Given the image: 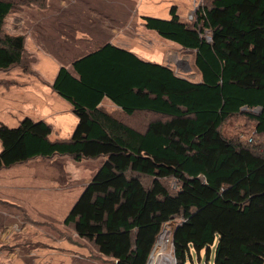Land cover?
I'll return each mask as SVG.
<instances>
[{
  "label": "trees",
  "instance_id": "16d2710c",
  "mask_svg": "<svg viewBox=\"0 0 264 264\" xmlns=\"http://www.w3.org/2000/svg\"><path fill=\"white\" fill-rule=\"evenodd\" d=\"M18 1L33 2L0 0V69L25 62V35L1 34ZM169 11V18L141 19L195 51L200 80L106 42L76 58L73 70L61 66L52 84L79 118L70 138L53 140L46 120L1 123L0 169L36 157H106L64 224L116 264H147L176 216V264H189L193 250L209 255L216 241L214 264H264V154L222 131L243 112L264 133V0H211L194 22L181 18L177 4ZM104 96L126 114L148 109L168 117L141 131L101 106ZM167 179L178 181L176 191Z\"/></svg>",
  "mask_w": 264,
  "mask_h": 264
},
{
  "label": "rangeland",
  "instance_id": "374dc122",
  "mask_svg": "<svg viewBox=\"0 0 264 264\" xmlns=\"http://www.w3.org/2000/svg\"><path fill=\"white\" fill-rule=\"evenodd\" d=\"M41 1L16 2L1 30V34L26 37L25 62L0 69V123L10 126H16L26 115L40 118L43 108L51 109L55 102L53 74L61 64L70 65L73 59L108 40L135 46L148 39L152 32L144 26L142 14L169 18L170 6L177 4L181 18L194 22L199 8L211 2L144 0L140 8L131 0H46L44 6ZM91 37L95 41L89 42ZM162 48L157 41L150 53L155 55V49ZM166 48L181 56L186 54L192 69H196L194 50L176 44ZM63 115L61 129L53 122V140L70 138L77 124L73 112ZM255 124L253 118L241 112L229 117L222 131L246 144L247 137L254 135ZM66 126H72L70 135ZM250 146L264 154V133L255 134ZM104 160V156L77 161L70 155H55L0 169V264H115L112 257L79 237L72 225L64 224V218ZM143 180L148 182L147 177ZM166 182L173 191L178 189L175 179ZM181 219L176 216L163 225L147 264H176L173 231ZM216 242L209 255L206 249L200 254L193 250V260L188 263L214 264Z\"/></svg>",
  "mask_w": 264,
  "mask_h": 264
},
{
  "label": "crops",
  "instance_id": "0c3cea01",
  "mask_svg": "<svg viewBox=\"0 0 264 264\" xmlns=\"http://www.w3.org/2000/svg\"><path fill=\"white\" fill-rule=\"evenodd\" d=\"M104 1H106V0H104ZM116 1H118V0H107V2H116ZM121 1L122 0H120L119 2H121ZM131 1L132 2H138L140 8L142 7V5H144V0H131ZM185 1L189 2V0H185ZM98 2H101V1L98 0ZM179 8H180V6H179ZM169 16H171L170 15V11H169ZM147 30H149L150 32H152L150 36L148 35L149 38L148 39H145V41L137 42V44L135 46L129 45V44L117 43V42H115L113 40H108L106 42H111V43L115 44L118 47L131 50L132 52H134L135 54H137L140 58H142L144 60L151 61V62H155V63H159V64L168 65L177 74H179L181 76H184L186 78L188 77L189 79H193L195 76H197V79L196 80H200L201 75H200V73L198 71L193 70V72L195 73L194 76H192V74L185 73L184 71H182L187 66L185 61L186 60L189 61V59L187 58L188 56L186 54H182V56H181L180 54H177V51L176 50L175 51H169V50H167V48L165 49V47H172L173 44L175 45L176 43H174V42H172L170 40L167 41L168 39L167 40H164V39H166L164 37H162L164 39L159 38V36L156 34L157 32L155 33L154 30H150V29H147ZM89 39H90L89 42L90 41H95V38H92L91 37ZM157 41H160L163 44V48L161 49V51H157L155 49V53H157V54L154 55V54H151L150 53V50H151L150 48ZM106 42H104V43H106ZM176 45H178V44H176ZM178 46H180V45H178ZM96 48H94L93 50H95ZM93 50H90V51L86 52L85 54L80 55L79 57H81L83 55H86V54H88L89 52H91ZM158 56H161V57H158ZM79 57H77V58H79ZM75 59H73L72 62ZM72 62L70 63V65L61 64L58 67V69L53 74L52 84H53V82H54V80H55V78H56V76L58 74V71H59V69H60L61 66H66V67H69V68H71L73 70V68H72ZM176 63H179V67L176 66ZM189 76H191V77H189ZM51 88H52L51 90H52V92L54 94V99L53 100L55 101L54 102V105H52L51 109L46 110V108H43L42 109L43 110L42 111V115L43 116L40 117V118H37V119H34L33 117H31L29 115H26L23 118H25V117H31L34 120H46L47 122H49L52 125L53 128H54V124H53V122H54V123H57V128L58 129H61V125H62L61 124V119L64 118L63 113L73 112V114L77 118V124H78L79 118H78V116L75 114V112L73 110V104L67 98H65L64 96H62L59 92L55 91L53 89V87H51ZM100 105L103 106L104 108H106V110L109 111L110 113L115 114V115H118V117H120L127 124L135 127L138 130H141V131L146 130L148 128L150 122H152L154 120H159V119H167V117H168L165 114H162L160 112H156V111H153V110H148V109L136 110L132 114H126L122 110V108L120 106H118L115 102H113L108 96H104L103 97ZM54 110H56V111H55V114L53 115V111ZM20 121L16 124V126L20 123ZM2 123L6 124L5 122H2ZM255 123H256V121H255ZM77 124H76V126H77ZM7 125H9V124H7ZM76 126H75V128H76ZM66 128L68 130V134L70 135V133H71L70 131L72 129V126H66ZM74 129L72 130V133H73ZM1 150H2V143H1V149H0V151ZM105 159H106V157H105ZM94 174H93V176H94Z\"/></svg>",
  "mask_w": 264,
  "mask_h": 264
},
{
  "label": "water",
  "instance_id": "95a60500",
  "mask_svg": "<svg viewBox=\"0 0 264 264\" xmlns=\"http://www.w3.org/2000/svg\"><path fill=\"white\" fill-rule=\"evenodd\" d=\"M186 65L187 66L182 71H184L185 73L192 74V76H194L195 73L193 72V69H192L193 67H192V65L190 64V62L188 60L186 62ZM176 66L179 67V63H176ZM189 77H191V76H189ZM176 226H177V224H176ZM176 226L174 227V230H175ZM114 262H115V264L117 263L116 260H114ZM175 262H176V260H175Z\"/></svg>",
  "mask_w": 264,
  "mask_h": 264
},
{
  "label": "built area",
  "instance_id": "2783aa9c",
  "mask_svg": "<svg viewBox=\"0 0 264 264\" xmlns=\"http://www.w3.org/2000/svg\"><path fill=\"white\" fill-rule=\"evenodd\" d=\"M253 134H254V135H255V134H258L257 131H256V128H255ZM254 135L248 136L247 139H246V142H247V143H252L253 140H254Z\"/></svg>",
  "mask_w": 264,
  "mask_h": 264
}]
</instances>
